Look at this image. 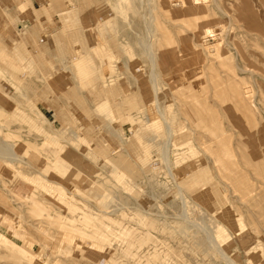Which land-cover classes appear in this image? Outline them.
<instances>
[{
	"label": "rangeland",
	"instance_id": "1",
	"mask_svg": "<svg viewBox=\"0 0 264 264\" xmlns=\"http://www.w3.org/2000/svg\"><path fill=\"white\" fill-rule=\"evenodd\" d=\"M121 1L0 0V264H264V0Z\"/></svg>",
	"mask_w": 264,
	"mask_h": 264
},
{
	"label": "bare ground",
	"instance_id": "2",
	"mask_svg": "<svg viewBox=\"0 0 264 264\" xmlns=\"http://www.w3.org/2000/svg\"><path fill=\"white\" fill-rule=\"evenodd\" d=\"M146 1V0H145ZM167 1V0H166ZM211 2L213 3L212 5H214V7H216L217 9H219L221 12H223L224 14H226V9L224 8V7H222L221 5H219V4H216L215 3V0H211ZM114 3H115V9H114V6H113V12H114V15H112L113 16V21H114V27H115V29H121V27H122V25L124 24V22H126V18H125V15L123 14V12H122V10H125L126 9V7L124 6V3H123V1H121V0H114ZM175 4H177L175 1H174V5ZM180 4H181V6H185L184 4H185V0H182L181 2H180ZM187 4V3H186ZM190 4H191V6L190 7H194V8H196L197 10H200L201 11V14L200 15H197L196 16V19H195V22H194V24H193V27H194V29H195V31H197V32H201V33H196V32H194V33H192L193 34V36H189V37H192V42H194V43H198L199 42V36L202 34L203 35V37H208V36H215L216 34H214V32L216 31V28H214V21H215V15H214V13H212V15H208V14H206L204 11L205 10H207L208 8H206V6H205V4H204V1L203 0H201V2H200V4H198V3H195V4H193L192 2H191V0H190ZM164 5H165V3H164ZM172 5H173V2H172ZM177 5H179V3L177 4ZM163 6V5H162ZM162 8V7H161ZM164 8H165V6H164ZM163 8V10H165ZM181 8V7H180ZM170 9V7H168V10ZM192 9V8H191ZM176 10V9H175ZM144 11V10H143ZM33 13V12H32ZM35 13V12H34ZM125 13V12H124ZM149 13V12H148ZM97 14H96V12H95V15L93 14V17L97 20ZM131 17V16H130ZM132 18V17H131ZM148 19H146V17L144 16V18H143V22L142 23H144V25H145V28H146V31H147V39L145 38V40H143L142 39V37H140L138 40H137V42H138V44H139V48H140V52H142V53H146L147 55H148V57H149V62H150V65H151V70H150V78H151V80L152 81H154V77H155V73L153 72V70H152V68H153V66H154V63H155V59H154V57H153V54H152V52H151V50H150V43H149V39H148V37L150 36L149 35V33H151V31H150V26H151V23H152V20L154 19V17L153 16H151V14H148V17H147ZM142 20V19H141ZM127 23V22H126ZM129 23L131 24V21H129ZM128 23V24H129ZM141 23V24H142ZM228 24V23H227ZM255 24V23H254ZM253 24V25H254ZM127 25V24H126ZM128 27V26H127ZM229 29V28H228ZM251 29V28H250ZM263 29V28H262ZM72 29H70L69 31V34L70 35H79L80 33V31H79V29H77V28H75L74 30H72ZM82 31V30H81ZM150 31V32H149ZM194 31V30H193ZM192 31V32H193ZM122 32V31H121ZM144 32V31H143ZM191 32V31H190ZM189 32V33H190ZM253 32V31H252ZM145 33V32H144ZM179 33V32H178ZM260 33V32H259ZM128 34V33H127ZM191 34V35H192ZM218 34V33H217ZM121 35V34H120ZM136 35V34H135ZM149 35V36H148ZM223 35V34H222ZM260 35H261V33H260ZM219 36V35H218ZM78 38H80V37H78ZM119 38V37H118ZM121 38V37H120ZM220 38V37H219ZM126 39H128V38H126ZM119 40V39H118ZM202 40V39H201ZM129 41V40H128ZM220 43V42H219ZM216 44V43H215ZM152 46V45H151ZM203 46V45H202ZM215 47H216V45H214ZM211 47H213L212 45H211ZM14 48V47H13ZM206 48V47H205ZM210 47L208 46V48L207 49H209ZM118 49H121V48H118ZM215 51H217V48H213ZM211 51V50H210ZM219 51V50H218ZM116 52V51H115ZM119 53V52H118ZM117 53V54H118ZM212 53H214V52H212ZM145 55V54H144ZM118 57V56H117ZM57 60V59H56ZM175 60V59H174ZM63 61V60H62ZM64 64H65V66L67 67V68H69L70 70H73L74 68H75V64H72L71 63V61L70 60H67V62H63ZM167 63V62H166ZM170 63V62H169ZM119 69L120 70H123V69H125L126 71L128 70V61H125V60H123V58H121L120 59V61H119ZM63 65V64H62ZM57 66H59V65H57ZM77 66H81V65H77ZM76 66V67H77ZM60 67H61V64H60ZM158 67V66H157ZM63 68V67H62ZM166 68V67H165ZM236 70H239V71H241L242 70V68H240L238 65H236ZM129 73V72H128ZM130 74H133V73H130ZM135 76V75H134ZM135 78V77H134ZM68 79V78H67ZM135 80V79H134ZM239 87H241V86H239ZM219 90V89H218ZM221 90V89H220ZM224 91V90H223ZM229 93H230V98H231V100H235V105L233 104L232 105V102L233 101H231L230 102V104L232 105V106H234L233 107V110H232V112H233V115L232 116H234L235 117V119H238V116H239V114H240V112H238V109H239V106H241V107H243V110H244V115H243V118L244 119H248L247 118V116H251L252 117V119H253V114H252V110H251V105H250V98H251V91L247 88V87H245V88H238V86L236 85V83H235V86L233 87H231L230 88V90H229ZM218 94V93H217ZM225 95V93L223 94V96ZM194 96H195V94H194ZM228 97V96H227ZM140 100V99H139ZM195 100V99H194ZM228 105V104H227ZM191 106V105H190ZM230 106V105H229ZM237 107V108H236ZM180 109V108H179ZM185 111V110H184ZM187 111V110H186ZM191 112V111H190ZM214 112V111H213ZM213 112H211L210 114H211V116H212V114H213ZM196 114L200 117V118H204V119H206L207 117H209V116H207L206 114H205V112L203 111V110H201L200 108L198 109H196ZM159 115V114H158ZM213 116H214V114H213ZM161 119H163V118H161ZM218 119V118H217ZM254 120V119H253ZM163 121V120H162ZM200 121V120H199ZM217 121V120H216ZM165 123V122H164ZM214 124H218V123H215L214 122ZM198 126V125H197ZM216 126V125H215ZM167 127V131H169V127L168 126H166ZM193 127V126H192ZM247 127V126H246ZM195 128H197V127H195ZM166 130V129H165ZM111 131V130H110ZM194 131H195V129H194ZM247 131L250 133V135H251V130L249 129V128H247ZM166 132V131H165ZM258 134V133H257ZM165 143H167V142H165ZM166 145V144H165ZM164 145V146H165ZM163 146V147H164ZM248 146V145H247ZM107 148V147H106ZM240 148V147H239ZM18 149V148H17ZM108 149V148H107ZM165 149H167V148H165ZM221 149H223V150H225V151H228V147L225 145V144H221ZM107 151V150H106ZM253 151V150H252ZM161 152V151H160ZM162 153V152H161ZM166 153V152H165ZM249 153V152H248ZM257 154V153H256ZM255 154V155H256ZM164 155V154H163ZM162 155V156H163ZM1 156H3V157H6L5 159H7V157L8 158H10V160L11 159H16V157L18 156V154L16 153V147H15V145L14 144H12V143H10V142H6V141H3V140H0V157ZM163 157H165V156H163ZM261 159V157L258 159L257 158V155H256V157H250V162L252 163V164H254L256 167H257V169H258V172L259 173H261V172H263L264 171V162L262 161V160H260ZM9 160V159H8ZM166 164V163H165ZM228 164V163H227ZM224 170H226V168H223ZM244 173V172H243ZM225 174V173H224ZM226 174H228V173H226ZM205 178V177H204ZM228 179H230V178H228ZM241 179V178H240ZM231 180V179H230ZM239 181V180H238ZM206 186H205V188L207 187H210V185L211 184H205ZM238 185H239V187L241 188V189H245V183L243 182V181H239L238 182ZM213 187V186H212ZM211 188V187H210ZM209 189V188H208ZM207 189V190H208ZM238 189V188H237ZM206 190V189H205ZM204 190V191H205ZM239 191H240V189H239ZM242 194V193H241ZM247 196V190L245 191V193H244V197H246ZM249 196H250V194H249ZM223 199V198H222ZM243 200V199H242ZM248 209V208H247ZM262 210V209H261ZM181 212V211H180ZM261 212V211H260ZM263 212V211H262ZM261 212V213H262ZM255 215V214H254ZM258 215V214H257ZM261 215V214H260ZM260 219V218H259ZM261 224V223H260ZM193 227V226H192ZM264 230V229H263ZM5 240V239H4ZM12 242V241H11ZM82 242V241H81ZM13 243V242H12ZM216 248V247H215ZM210 249V248H209ZM216 251H218V250H216ZM224 256V255H223ZM222 257V256H221ZM222 259V258H221ZM228 261V260H227ZM227 263H230V262H227ZM230 264H232V263H230Z\"/></svg>",
	"mask_w": 264,
	"mask_h": 264
}]
</instances>
